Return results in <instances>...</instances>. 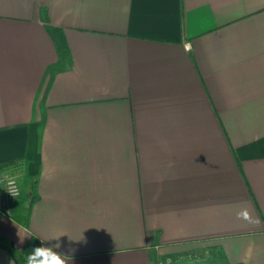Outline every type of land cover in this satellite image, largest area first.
I'll list each match as a JSON object with an SVG mask.
<instances>
[{"label":"crops","instance_id":"crops-1","mask_svg":"<svg viewBox=\"0 0 264 264\" xmlns=\"http://www.w3.org/2000/svg\"><path fill=\"white\" fill-rule=\"evenodd\" d=\"M4 175L0 264H264V0H0Z\"/></svg>","mask_w":264,"mask_h":264},{"label":"clouds","instance_id":"clouds-1","mask_svg":"<svg viewBox=\"0 0 264 264\" xmlns=\"http://www.w3.org/2000/svg\"><path fill=\"white\" fill-rule=\"evenodd\" d=\"M13 196L15 193L10 192ZM58 240V238H55ZM22 242V241H21ZM60 245L57 243L55 247L52 246H37L33 251L27 255L26 264H70V257L57 251ZM74 251V250H71Z\"/></svg>","mask_w":264,"mask_h":264},{"label":"built area","instance_id":"built-area-1","mask_svg":"<svg viewBox=\"0 0 264 264\" xmlns=\"http://www.w3.org/2000/svg\"><path fill=\"white\" fill-rule=\"evenodd\" d=\"M1 182L4 184L5 188V198L3 201L4 203L13 202L20 194L19 186L17 184L16 178L14 175H4L3 178L0 179ZM14 191V195L12 196L10 192ZM167 261H170L167 259ZM164 261H159L157 264H164Z\"/></svg>","mask_w":264,"mask_h":264},{"label":"trees","instance_id":"trees-1","mask_svg":"<svg viewBox=\"0 0 264 264\" xmlns=\"http://www.w3.org/2000/svg\"><path fill=\"white\" fill-rule=\"evenodd\" d=\"M53 38H54V34H53ZM55 42H56V44H57L58 46H62L61 43H59V42H60V39H59V38H57V40L55 39Z\"/></svg>","mask_w":264,"mask_h":264},{"label":"rangeland","instance_id":"rangeland-1","mask_svg":"<svg viewBox=\"0 0 264 264\" xmlns=\"http://www.w3.org/2000/svg\"><path fill=\"white\" fill-rule=\"evenodd\" d=\"M167 261V259L165 260V262Z\"/></svg>","mask_w":264,"mask_h":264}]
</instances>
